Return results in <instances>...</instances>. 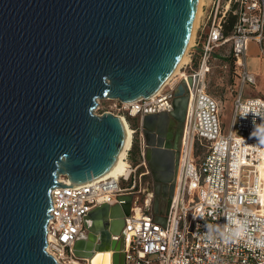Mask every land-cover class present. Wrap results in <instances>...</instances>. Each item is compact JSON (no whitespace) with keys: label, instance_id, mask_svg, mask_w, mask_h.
<instances>
[{"label":"water","instance_id":"1","mask_svg":"<svg viewBox=\"0 0 264 264\" xmlns=\"http://www.w3.org/2000/svg\"><path fill=\"white\" fill-rule=\"evenodd\" d=\"M198 0H0V264H59L45 251L50 190L100 178L124 144L120 117L94 114L99 99L149 98L183 56ZM171 112L139 120L145 160L167 214L174 191L175 120ZM102 203L73 245L88 264L111 250L124 264L122 229L132 196ZM165 223V217L155 215Z\"/></svg>","mask_w":264,"mask_h":264},{"label":"built area","instance_id":"2","mask_svg":"<svg viewBox=\"0 0 264 264\" xmlns=\"http://www.w3.org/2000/svg\"><path fill=\"white\" fill-rule=\"evenodd\" d=\"M228 15L234 16V23L225 33ZM199 18L204 23L198 59L185 61L149 98H107L120 113L112 114L138 121L134 128L128 124L126 173L76 185L61 175L58 180L70 186L51 188L44 249L59 264L76 258L73 245L87 235V213L102 203H121L118 197L124 194L132 196L122 229L124 264H264V145L252 136L256 125L264 123V99L240 94L244 85L254 83L244 56L248 41H264V0H210L206 9L200 5ZM224 44L230 45L239 87L225 131L219 119L221 105L207 90L213 51ZM179 83L185 86L187 100L176 148L174 191L167 214L160 215L165 217L161 224L152 210L136 206V187L149 172L139 120L148 113L171 112ZM242 109L250 111L246 118L240 116Z\"/></svg>","mask_w":264,"mask_h":264},{"label":"rangeland","instance_id":"3","mask_svg":"<svg viewBox=\"0 0 264 264\" xmlns=\"http://www.w3.org/2000/svg\"><path fill=\"white\" fill-rule=\"evenodd\" d=\"M204 1L205 0H201L200 5H202ZM199 14H200V6H199L198 13H197V20L195 23V27L193 30V35H192L193 37H194V32L197 26ZM193 37L186 51H188V48L192 44ZM186 60H187V55H186L185 61ZM233 80L234 79H233V74L231 73V70L225 71L220 64L214 67L207 77V89L209 93L220 102V105H221L220 112H219V119H220V124H221L223 131H225L229 127L230 122H231L232 95L230 93V90H231V84ZM249 92L250 90L246 86L244 88V95L249 94ZM112 103L113 101L111 100L99 99L97 100L95 107L92 109V112L94 114L99 115V114H102L104 111L109 110L110 113L113 112L114 114L120 115V113L116 109L111 108ZM127 120H128V124L132 128H134L138 124V121L136 118H128ZM131 160H132V157H131ZM140 170L141 169H139V171ZM127 184H129V182H121V185H127ZM136 190L137 192L135 195L138 197L137 205L142 207L143 210H148V211L152 210L157 215L162 214V211L164 210L163 209L164 204L163 202H161V200L158 197L156 198L154 194L153 183H152L150 173L145 174L141 177V182L139 184V187H136ZM145 202L147 203L149 202L148 204L149 206H145L146 204ZM162 204H163V207H162ZM74 260L77 261L76 264H88L87 259L74 258Z\"/></svg>","mask_w":264,"mask_h":264},{"label":"crops","instance_id":"4","mask_svg":"<svg viewBox=\"0 0 264 264\" xmlns=\"http://www.w3.org/2000/svg\"><path fill=\"white\" fill-rule=\"evenodd\" d=\"M210 0H205L203 2L204 8L209 5ZM204 23L203 18H199L197 22V26L194 32V37L192 44L190 45L188 51H186L187 60L194 62L195 59H198L199 50H200V43L201 40L199 36L202 35V25ZM211 70L218 66L219 64L225 71L231 70L233 74V82L231 84L230 93L232 95V100L235 97L237 91L239 90L237 78L234 75L232 63V57L230 55V45L224 44L213 51L211 57ZM226 66V68H224ZM244 67L245 69L250 72L254 77L253 84H246L244 85L241 90L240 94L242 98H262L264 99V41L261 43H257L256 41L250 40L246 43V51L244 56ZM210 70V72H211ZM209 72V74H210ZM208 74V75H209ZM208 77V76H207ZM248 87L250 90L249 94L244 95V88ZM208 90V89H207ZM209 92V91H208ZM219 102V101H218ZM232 103V101H231ZM220 104V102H219Z\"/></svg>","mask_w":264,"mask_h":264},{"label":"bare ground","instance_id":"5","mask_svg":"<svg viewBox=\"0 0 264 264\" xmlns=\"http://www.w3.org/2000/svg\"><path fill=\"white\" fill-rule=\"evenodd\" d=\"M200 2L201 0H198L197 2V8H196V13H195V17H194V21H193V25H192V30H191V34L189 37V41L187 44V47L189 46L191 39H192V35H193V30L195 27V23L197 20V13L199 10V6H200ZM186 47V50H187ZM186 50L183 54V56L181 57V59L179 60V62L177 63L176 67L174 68V70L172 71L171 75L168 77V79L165 81V83L175 74L177 73V71L179 70L180 66L183 64V62L185 61L186 58ZM164 83V84H165ZM163 84V85H164ZM162 85V86H163ZM161 86V87H162ZM161 87L158 89V91L161 89ZM157 91V92H158ZM120 120L121 123L123 125V129H124V144L123 147L115 161V163L111 166V168L104 174L102 175L99 179L104 178V177H108V176H112V177H117L118 175H121L122 173H126V169H127V162L123 160V155H124V151L128 146V142H129V136H130V127L128 126V122L127 120L120 116ZM137 208L139 207V205H136ZM137 210V209H136ZM111 250H108L107 252H99L96 254V256L93 258V260L90 261V264H111ZM77 261L76 260H72L70 261L68 264H76Z\"/></svg>","mask_w":264,"mask_h":264},{"label":"flooded vegetation","instance_id":"6","mask_svg":"<svg viewBox=\"0 0 264 264\" xmlns=\"http://www.w3.org/2000/svg\"><path fill=\"white\" fill-rule=\"evenodd\" d=\"M173 128H174V130H173V143H174L175 149H176L178 146V143H179V138H180L181 129H182V123L175 120V124H174ZM177 160H178V156H177ZM176 165H177V161H176ZM148 173H150V172H148ZM152 183H153V190H154V194H155L156 198L158 197L161 200V202H163V204H164V196L161 194V192L156 191V189H155L156 183L153 182V180H152ZM163 204H162V207H163Z\"/></svg>","mask_w":264,"mask_h":264},{"label":"clouds","instance_id":"7","mask_svg":"<svg viewBox=\"0 0 264 264\" xmlns=\"http://www.w3.org/2000/svg\"><path fill=\"white\" fill-rule=\"evenodd\" d=\"M249 112L250 111H245V110L242 109L241 110V113H240V116L246 118V116H247V114ZM251 112L259 115L256 111H251ZM260 117H264V116H260ZM252 136L258 137L259 143L262 144V145H264V123H261L259 125H256L255 130L252 133Z\"/></svg>","mask_w":264,"mask_h":264},{"label":"trees","instance_id":"8","mask_svg":"<svg viewBox=\"0 0 264 264\" xmlns=\"http://www.w3.org/2000/svg\"><path fill=\"white\" fill-rule=\"evenodd\" d=\"M233 23H234V16L228 15V17L226 18L225 23H224V32L225 33H229L230 32ZM134 148H136V147L134 146Z\"/></svg>","mask_w":264,"mask_h":264}]
</instances>
